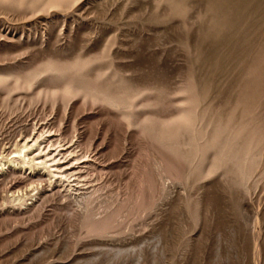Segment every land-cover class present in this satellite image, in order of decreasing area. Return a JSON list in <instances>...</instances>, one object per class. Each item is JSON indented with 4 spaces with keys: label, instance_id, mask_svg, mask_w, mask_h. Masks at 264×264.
I'll return each mask as SVG.
<instances>
[{
    "label": "rangeland",
    "instance_id": "obj_1",
    "mask_svg": "<svg viewBox=\"0 0 264 264\" xmlns=\"http://www.w3.org/2000/svg\"><path fill=\"white\" fill-rule=\"evenodd\" d=\"M0 155V264H264V0H0Z\"/></svg>",
    "mask_w": 264,
    "mask_h": 264
},
{
    "label": "bare ground",
    "instance_id": "obj_2",
    "mask_svg": "<svg viewBox=\"0 0 264 264\" xmlns=\"http://www.w3.org/2000/svg\"><path fill=\"white\" fill-rule=\"evenodd\" d=\"M241 3L243 4V2H241ZM39 122H41V121H39ZM31 124H33V123H31ZM35 124H38V122H36ZM33 125H31V126H33ZM49 129H50V125H48V124L46 125L43 123V124L39 125L37 128L34 129L35 130L34 134L31 135L32 138L29 136L31 139L25 141L21 145L19 143V146H18L19 149L16 150L17 152L14 151V154L18 153V155H15V156L10 155V156H13L10 159H8V158L5 159L6 157L4 158L6 160L5 164H9V165L13 166L14 169L8 168L12 173H14L16 175L17 174L21 175L27 181L40 180L42 182L48 181L51 184L54 183L53 181H54L55 177H57V176L61 175L62 179L63 178L69 179V178H71L73 176H77L79 174L81 169L75 168L76 166L68 164L69 162H67V165H65V166L61 165V163H60L61 160L65 157V154L67 152H69L68 148L65 150L58 148V149H56V151L54 153L51 151V149L55 145L54 142L56 140L54 137L52 138V135L49 133ZM9 151H11V150H9ZM4 153H3V155H4ZM10 154H12V153H10ZM8 155L9 154L7 153L6 156L8 157ZM70 158L71 157H69V159ZM64 159L66 161V159H68V156H66ZM1 160H3V159H1ZM40 168L44 170V173L41 174V173H38L36 171V170H39Z\"/></svg>",
    "mask_w": 264,
    "mask_h": 264
}]
</instances>
